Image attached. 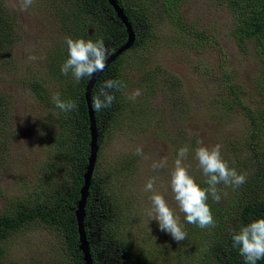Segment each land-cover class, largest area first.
Masks as SVG:
<instances>
[{"label":"rangeland","instance_id":"obj_1","mask_svg":"<svg viewBox=\"0 0 264 264\" xmlns=\"http://www.w3.org/2000/svg\"><path fill=\"white\" fill-rule=\"evenodd\" d=\"M118 1L135 13L133 33L142 37L106 74L105 79L126 87L114 90L116 106L102 112L96 125L92 177L98 188L92 206L101 213L92 226L97 233L98 226L113 222V231L122 236L119 251L110 245L117 254L114 264H233L229 239L239 231L233 203L256 196L259 185L250 186V180L264 167V142L257 148L263 157L250 151L252 126L246 112L256 116L264 107V81L258 82L264 68L254 45L246 40L237 44L229 33L232 4L245 0H174L175 22L159 15L158 2ZM13 5L17 0H0V217L33 209L53 214L59 197L69 199L70 176L82 174L70 160L82 129L76 111L62 112L52 102L57 92L76 102L75 85L87 80L77 83L71 74H61L68 55L65 37L103 39L110 51L120 37L106 40L104 33L119 23L102 6L81 9L79 0H35L26 11ZM183 24L193 34L187 35ZM31 55L37 59L29 60ZM136 89L141 94L129 101ZM260 118L255 129L262 139ZM201 143L220 144L229 167L247 177L235 189L219 185L227 192L219 203L209 197L216 226L206 229L185 222L169 183L177 150L188 145L185 164L206 187L193 156ZM137 146H142L143 156L135 154ZM159 161H166L165 166L153 170L152 163ZM153 177L155 190L187 232L184 241L177 243L156 220L148 221L145 210L151 207L152 193L144 185ZM100 201H107L112 213ZM35 217L4 235L0 264H83L81 258L71 261L73 255L55 226ZM224 218L228 221L223 225L219 221ZM88 232L91 240H98L91 227Z\"/></svg>","mask_w":264,"mask_h":264},{"label":"trees","instance_id":"obj_2","mask_svg":"<svg viewBox=\"0 0 264 264\" xmlns=\"http://www.w3.org/2000/svg\"><path fill=\"white\" fill-rule=\"evenodd\" d=\"M151 1L158 2L159 4H161V7L159 8L158 11H159V15L163 16V18L170 21L174 20V22L178 19L177 6H176L177 4L174 0H151ZM79 2L81 4V9H85L86 7L95 8L102 6L104 9H106L111 14H113V11L106 4L105 0H79ZM116 2L117 5L122 8L123 13L125 14L128 22L131 24L132 30L134 31L132 24L134 21L133 18L135 13L131 11L130 8L123 7L118 0H116ZM232 9H233L232 27L229 33L233 36L237 44H242V42L246 40L254 45V50L259 57V62L263 69L264 68V0H245L242 3L241 1L234 2L232 4ZM2 27L3 26L1 25V28ZM182 28L184 29V31H187L185 32L187 35L193 34V33H188L190 32L188 26L183 24ZM107 29L108 31L104 33V39L109 40L120 37L119 41L116 44H114V46H112V48L110 49V52H113L125 40L124 29L120 23L117 27L108 26ZM134 34L136 38L134 39L131 46H133L135 42L138 41L139 37H142L140 33L138 35V32L136 31L134 32ZM1 37H4V32L0 31V38ZM111 63L105 68L103 72L100 73L99 77L96 79L90 90L89 96H90L91 108H92V99L94 96L98 94L101 85L106 80L105 79L106 74L107 72H109L112 66ZM262 71L263 74L262 76H260V79H258V82L264 81V70ZM86 81L85 83L83 82L80 85L76 84L74 88V90H76V103L78 106L76 110V117L78 119V122H80L82 129L80 132L76 133V136L79 139L78 142L79 146H77V148L75 149L72 148L74 154L72 157H70V160L75 162V164L79 167L82 173L86 165V158L88 155V140H89L88 129H87L88 124L86 117V107L83 98L84 86L86 84ZM261 87L264 90L263 84H261ZM1 104L4 105L3 102H1ZM115 106L116 104H114L113 102L112 107ZM2 109H0V113ZM92 111L96 126L98 125V120L101 117L102 112L100 113L95 112L93 108ZM246 112L248 115L249 122L251 123L252 126L251 137L248 142L250 144V151L252 152L253 156L263 157V150L261 149L257 150V148H260V145H262V143L264 142V137L260 139L259 136L256 134L255 121L257 117L259 118L263 117L260 118L261 121L258 123V126L261 128L262 126H264V107L262 110H260L257 113L256 116H253L251 114V111L248 109H246ZM254 138L256 139V144L252 143V140ZM97 143L98 141L96 140V144ZM70 177L71 178H70L69 199H61V197H59V199H57L58 201H60L59 205L53 214L49 213L47 210L33 209L29 212H26L24 210L22 211L18 210L14 215L1 216L0 241L2 240L4 235L8 232V230L15 228V226L21 225L25 221L34 219V217L37 215L36 217H40L41 220H43L47 225L49 224L57 228V230L61 233L63 240L65 241L66 244L65 249L69 250V252L73 255L71 261L73 263L77 262L79 258H81V254L77 248V234L75 230L73 212L75 210V204L78 200V190L82 185V174L80 176H70ZM254 184L259 185V187L257 188L258 190L255 191L256 192L255 197L245 196V200H241L240 198V202L238 199V202L233 203V205L236 204V206L238 207V211L234 215L235 216L234 219L239 229L241 226L247 225L252 220H255L257 218H264V167L262 166L259 167L258 173H255V175L251 178L250 186ZM97 188L98 186L96 184V180L92 177L91 174L90 185L88 188V195L85 200V206H84L85 216L83 218V226L86 235V240L88 242V251L92 264H102L103 262H107L105 264H110L115 260L117 255L113 251V248L111 246L116 247L117 250L119 251L120 243L122 242L124 244V242L121 238L122 236L116 234L113 231V222L109 221L111 223L109 227L106 226L107 223L103 224L102 226H98L97 233H96V227L92 226L96 218L101 213V212L97 213L96 212L97 208H94L92 206V200L94 198L93 191L94 189L96 190ZM100 203H104L103 208L105 207L106 210L105 212L112 213L113 210L112 208L108 207L109 204L107 201H100ZM209 206L212 207L211 205ZM227 221L228 219L226 220L224 218L221 219L219 223H223L224 225ZM115 226L118 227L117 223H115ZM88 227H91L92 232L94 234H97L98 240L90 239ZM111 227H112V231H111ZM228 247L231 249V254H233V257L228 259H230V261H232L233 264H235V262L238 259H239V264H245L244 259L242 256L239 255L238 250L231 248L230 239H229ZM257 264H264V259L257 261Z\"/></svg>","mask_w":264,"mask_h":264},{"label":"clouds","instance_id":"obj_3","mask_svg":"<svg viewBox=\"0 0 264 264\" xmlns=\"http://www.w3.org/2000/svg\"><path fill=\"white\" fill-rule=\"evenodd\" d=\"M34 2L35 0H17V5L20 11H26ZM65 45L68 55L60 68L62 75L71 74L79 83L104 70L110 51L103 39L93 41L65 37ZM36 59L34 55L29 56V60ZM122 87H126L122 81L106 79L98 94L92 99L93 110L100 113L110 109L115 99L114 90ZM140 94L139 89L133 90L127 99L135 101ZM52 102L62 112H75L78 107L75 101L62 99L58 92L52 96ZM221 149L220 144L206 146L201 143L193 150L194 159L204 176L203 183L206 187H201L196 182L185 164L190 152L188 145L181 146L177 150L174 167L170 173L169 183L179 212L184 214L186 223L194 224L200 229L216 226L207 201L211 197L214 202L219 203L222 195H227V192L222 191L218 186L235 189L246 183V175L229 167L228 162L221 155ZM135 154L143 156L142 146L136 147ZM165 164L166 161L153 162L151 167L153 170H158ZM155 183L156 178L153 177L144 185V191L152 193L149 197L151 207L145 210L148 221L156 220L159 229L170 234L177 243L184 241L187 238V232L182 227L179 216L169 207L164 196L155 190ZM230 242L231 248L238 250L245 264H257V261L264 259V218H257L241 226L239 231L231 234Z\"/></svg>","mask_w":264,"mask_h":264},{"label":"water","instance_id":"obj_4","mask_svg":"<svg viewBox=\"0 0 264 264\" xmlns=\"http://www.w3.org/2000/svg\"><path fill=\"white\" fill-rule=\"evenodd\" d=\"M106 4L111 8L115 18L119 21L121 26L124 29L125 40L124 42L118 46L113 52L110 53L105 68L113 62L119 55L125 52L132 45L134 41V33L131 27V24L128 22L123 10L120 6L117 5L116 0H105ZM104 68V70H105ZM103 70V71H104ZM101 71V72H103ZM95 73L91 78H88L86 84L84 86L83 98L86 107V117H87V129H88V155L86 158V165L84 171L82 173V185L78 190V200L75 204V210L73 212L74 222H75V230L77 234V248L81 254V260L83 264H92L91 258L89 256L88 251V242L86 240V235L83 226V218L85 216L84 206L85 200L88 195V188L90 185V178L93 171L96 152H97V144H96V126L95 120L93 117V111L91 108L90 102V90L99 77L100 73Z\"/></svg>","mask_w":264,"mask_h":264}]
</instances>
